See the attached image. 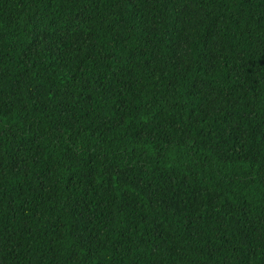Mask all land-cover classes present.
Returning a JSON list of instances; mask_svg holds the SVG:
<instances>
[{"label":"trees","instance_id":"16d2710c","mask_svg":"<svg viewBox=\"0 0 264 264\" xmlns=\"http://www.w3.org/2000/svg\"><path fill=\"white\" fill-rule=\"evenodd\" d=\"M0 264H264V0H0Z\"/></svg>","mask_w":264,"mask_h":264}]
</instances>
